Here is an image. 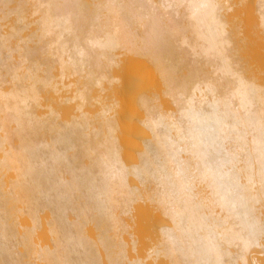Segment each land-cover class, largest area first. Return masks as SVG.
<instances>
[{
    "label": "bare ground",
    "instance_id": "6f19581e",
    "mask_svg": "<svg viewBox=\"0 0 264 264\" xmlns=\"http://www.w3.org/2000/svg\"><path fill=\"white\" fill-rule=\"evenodd\" d=\"M259 39L264 0H0V264H147L149 221V264H264ZM132 53L176 106L139 95L135 153L101 95Z\"/></svg>",
    "mask_w": 264,
    "mask_h": 264
},
{
    "label": "rangeland",
    "instance_id": "374dc122",
    "mask_svg": "<svg viewBox=\"0 0 264 264\" xmlns=\"http://www.w3.org/2000/svg\"><path fill=\"white\" fill-rule=\"evenodd\" d=\"M234 8L233 12L230 11L231 13L236 14L237 11V15L240 12L241 13L236 17L231 16V19H243L242 31L246 33L244 35L249 36L250 33V37L252 36L251 39L259 36L262 38V33L259 31V28H256L258 25V19H255L254 21L252 15L247 11L248 9H245L243 6L238 7L237 5H234ZM241 8H244L248 14L244 12L243 9L241 10ZM2 22L5 23L4 20ZM252 30L255 33L254 35L253 32H251ZM258 42L259 43L254 45L251 43L248 48L246 47L248 50H244L246 53H250L252 65L262 82L264 81V39H259ZM115 73L120 77V80L115 82L111 88L103 91L101 95L102 98L108 102L115 100L116 104L113 114L120 125L118 133L121 144L125 149H130V152L132 151L135 153L140 144L141 137L143 134L145 135L144 129L140 125L142 108L137 101L139 95L149 93L150 90L153 89L158 92L159 100L165 108L176 109V106H174L170 99L162 93L163 85L146 56L136 53L122 56L121 64L115 69ZM61 94L64 96L68 93L63 92ZM69 94H71V92ZM55 97L57 98V96ZM71 107H74V103L69 104L62 102L59 105L63 117H68L67 111L68 108L70 110ZM100 107L101 103L95 102L93 106L89 107V109L94 112L99 110ZM73 112H75V110H73ZM128 151L129 150H127V152ZM44 217V214H42V219H44ZM154 236L150 221L147 232L134 229V238L137 239V249L135 251L129 246L130 256L139 253L141 257L145 259L147 264L151 263L152 259L151 257H148V252L152 247ZM42 237L43 236H41V239ZM42 240L43 243H51L48 235L44 236Z\"/></svg>",
    "mask_w": 264,
    "mask_h": 264
}]
</instances>
